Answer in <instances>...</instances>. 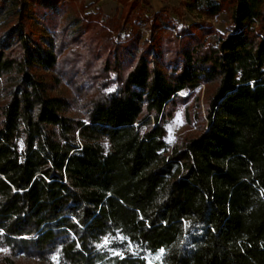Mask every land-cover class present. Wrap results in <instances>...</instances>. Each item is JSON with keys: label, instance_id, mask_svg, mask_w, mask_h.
I'll use <instances>...</instances> for the list:
<instances>
[{"label": "trees", "instance_id": "trees-1", "mask_svg": "<svg viewBox=\"0 0 264 264\" xmlns=\"http://www.w3.org/2000/svg\"><path fill=\"white\" fill-rule=\"evenodd\" d=\"M15 1L0 35V248L57 264H264L263 0L208 1L204 15L227 11L231 33L174 26L161 67L154 39L136 58L111 39L109 26L138 35L139 1L116 0L121 25L82 21L70 44L96 31L111 75L83 118L43 74L58 71L66 50L38 33L55 29L57 0ZM210 84L202 131L170 146L166 123Z\"/></svg>", "mask_w": 264, "mask_h": 264}, {"label": "rangeland", "instance_id": "rangeland-1", "mask_svg": "<svg viewBox=\"0 0 264 264\" xmlns=\"http://www.w3.org/2000/svg\"><path fill=\"white\" fill-rule=\"evenodd\" d=\"M34 0H23L26 8H32ZM134 1V0H132ZM136 9L130 15V21L137 27L138 35L134 28L126 26L124 32H115L116 26H109L111 39L119 37L126 41V48L133 58L138 57L144 51L145 41L157 43L151 49V53L161 52V59L157 61L158 66H164L169 62L171 54L167 51L168 42L174 38L173 27L180 30L188 28L194 23H209L216 34H230L229 13L223 12L216 18L208 19L203 13V7L208 1L219 0H137ZM264 2V0H263ZM3 10H0V35L11 26L12 12L16 10L15 0H5ZM125 14L126 6L120 5L116 0H57V15L51 18L55 29L38 26V33L53 39L55 45L62 44L66 50L60 56V66L56 73H43L47 80L51 81L54 96L68 99L72 103L69 115L74 118H83L90 102L100 93L103 75V59L105 51L100 50L96 44L100 36L96 31L86 29V34L80 43L71 45L72 40L84 32L82 21L88 20L90 25L106 27L105 20L113 16L118 19V24L123 23L120 12ZM32 17H36L30 10ZM90 16L92 18H90ZM147 18H151L147 20ZM154 19L153 25L151 20ZM15 21V20H14ZM112 25H115L111 23ZM131 35L128 37V35ZM98 36V37H97ZM125 38V39H124ZM214 35L209 37L213 42ZM131 39V40H130ZM100 54V55H99ZM99 55V59H95ZM113 60L112 54L109 55ZM173 59V57H172ZM112 90V89H110ZM214 85L200 86L191 92L190 96L180 103L172 118L166 123L167 143L170 146L180 147L186 141L196 137L203 129L204 107L206 100L211 96ZM6 90L0 91V105L5 101ZM160 254H153L156 258ZM9 259V260H8ZM57 264L55 259L51 261H40L23 255L11 257L6 249L0 248V264ZM148 261L152 263L150 257Z\"/></svg>", "mask_w": 264, "mask_h": 264}]
</instances>
